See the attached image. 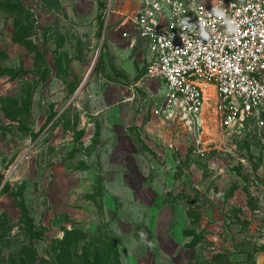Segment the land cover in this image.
Wrapping results in <instances>:
<instances>
[{
  "label": "rangeland",
  "instance_id": "rangeland-1",
  "mask_svg": "<svg viewBox=\"0 0 264 264\" xmlns=\"http://www.w3.org/2000/svg\"><path fill=\"white\" fill-rule=\"evenodd\" d=\"M132 7L0 0V264H264V124L203 156L150 137Z\"/></svg>",
  "mask_w": 264,
  "mask_h": 264
},
{
  "label": "built area",
  "instance_id": "built-area-1",
  "mask_svg": "<svg viewBox=\"0 0 264 264\" xmlns=\"http://www.w3.org/2000/svg\"><path fill=\"white\" fill-rule=\"evenodd\" d=\"M131 3L117 29L129 26L146 42V77L165 88L150 137L171 153L203 156L236 148L249 123L263 126L264 0Z\"/></svg>",
  "mask_w": 264,
  "mask_h": 264
}]
</instances>
